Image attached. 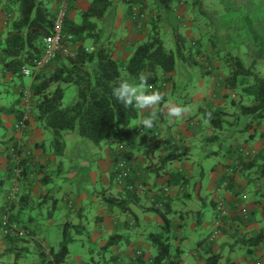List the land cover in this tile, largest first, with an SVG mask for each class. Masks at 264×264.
Here are the masks:
<instances>
[{"label":"crops","instance_id":"obj_1","mask_svg":"<svg viewBox=\"0 0 264 264\" xmlns=\"http://www.w3.org/2000/svg\"><path fill=\"white\" fill-rule=\"evenodd\" d=\"M238 1V3L234 2L232 4L236 3L239 4V6L241 5L244 10H242V12L244 14L247 13V9L249 10L252 6V0ZM53 3L55 7L56 1L54 0ZM261 3L264 6V0H262ZM244 14L243 20L247 19L246 14ZM127 15L128 14H125L126 17ZM10 16L9 10L0 0V36L3 35L6 29L7 18ZM238 16L239 15L235 16L234 14L229 15L226 13V17H224L222 24H224L226 29V41H230L232 34H236V36L239 35L241 37L242 42H246V37H250L251 33L256 32H252L254 26L251 17L248 18L247 22L245 21L241 26H238ZM125 21L127 20L125 19ZM123 23L124 22L121 24L124 28L128 26V30L123 39L114 41L112 39H104L106 44H113L115 49L114 58L120 61L126 60L134 47L143 40L141 34L133 32L131 26L133 24L131 21H127L125 24ZM233 24L236 26L234 27ZM218 26H220V24ZM247 41L250 43V39H247ZM259 42L261 46L255 54H252V50L249 48V58H264V40H259ZM258 52H262V54L259 56ZM221 67L225 68V73H221V75L225 76L227 73V65L223 64ZM3 72H5V70L2 66L0 73L2 74ZM209 73L210 79L207 81L204 79L198 80V89H194L190 95L187 94L188 97L183 103L180 98L183 97L187 87L190 85L189 83H193L192 79L187 80L189 83H182L179 81V83L174 82V84H172L171 82H164L158 87L153 85L147 86L150 90H157L162 93L164 96L163 108L159 112L158 107L160 103H158L155 107L140 109L137 118L138 123L136 125H139V128L145 127L143 121L145 119H151L153 113H155V119L150 128H158L163 137L161 143L165 146L166 142L169 141L182 142L184 146V156L176 160L178 164L175 166L170 167L171 163L168 164L167 170L180 171L188 178L187 186L184 189L178 186L169 187L166 184L167 175L164 172L159 176H154L148 172V159L153 163L155 162L154 158L157 156L158 147H155L153 152H149L147 157L142 147L139 148L137 144L132 147H126V151L120 155L127 160L129 167L134 171L137 177L144 182L147 191L145 195L140 198L139 204H131L126 212L121 210L117 211L114 205H109L107 210L99 212L95 216V224H97V226H95L96 228H94L86 238L89 241L96 242L100 250H102L101 248L106 244L112 234L120 235L119 240L112 247L108 248L105 252L101 251L102 255L104 253L115 255V261L110 260L106 262V260L110 258V255L106 258L104 254L100 257L102 259L101 263L99 260H88L78 262L77 264H91L92 262L94 264H134L135 252L137 250L143 252V259L153 261V257L156 253H151L150 248H156V246L151 241L150 235L159 232L162 220L158 214L146 211L145 208L149 205V198L151 195L156 194L161 187L164 188L166 193L173 199L171 213L169 215L171 226L170 232L167 235L168 240L172 247H177L180 251L179 264H188L185 258H183L185 253L186 255L189 254L184 244L189 240L190 234L197 231V229L203 225L202 209H199L197 204L190 206L186 204L188 200L192 199L204 201V198L200 194L202 190L200 179L204 176L205 169L201 166L200 171L196 172L194 163L197 164L196 161L204 163L213 156H219V159L208 165L210 173L207 191L210 194L212 205V230L207 233L206 236L197 240V247L191 254L197 262L198 259H200L199 256L205 253L206 244L209 243L213 253L220 255L218 264H264V244L262 239L255 245L247 241L253 237H259L261 234L264 235V178L259 177L257 173L254 172V169L245 171L239 170L240 161L243 162L247 160V158L255 155L264 146V119L260 123L256 121L252 127L248 128V126H246V121L249 119V116L240 117L238 119L236 111L232 110L228 112L224 109L228 112V117L232 119L230 122V119H226L227 115L224 117L225 122L223 123V127L226 124L229 130L223 132L221 131L223 129L222 127L221 130L218 129L219 131H216L217 129L204 118V112L226 107L228 99L218 95L219 89L217 90L213 82L215 79L214 76H218L220 73H215L214 75L212 72ZM223 87L225 89L224 92H227L225 85ZM195 102L199 103V107L194 115L186 111L182 113L179 118L169 115V104L186 109L189 103L192 104ZM230 104H232L231 101ZM3 119L5 120V125L8 126L6 119L11 120V117L8 118V116H6V119ZM167 120H170L168 125L171 126L163 124L166 123L165 121ZM239 120L240 125H237L236 123ZM238 131H240L241 134H237ZM43 132V130L37 129L26 133L25 138L35 146L31 152L27 150L20 151L19 158L26 161L27 171H30L31 168L36 169L38 174L34 179H29V176H25L26 178L21 181L19 201L17 205L11 208V211L17 213L20 219L26 220L25 223L29 227L30 232L24 241H20L16 245L10 246L6 244V240H0V264H18L16 260H14V262L5 261V257L11 255L13 252L16 257H26V255H30L34 260L29 264H45L51 257L48 254V250L50 247L54 246L47 244L44 238L41 239L45 231L43 228H45V226L47 227V225L43 227V223L40 220L45 219L44 222L46 224L52 219L57 204V198L54 197V195H56V192L62 191L60 180H63L66 184H70L69 181L72 180V182H76L77 184L76 193L62 192L63 199L67 202V207L74 211V215L79 218L78 223H73L71 221L64 222L63 227L66 225L68 229L70 227L76 228L78 226H83L82 220L86 215L87 208L91 204L98 202L105 207L107 203L104 205V199L110 196L117 197L121 193V187L117 185L116 181L114 180L112 183L110 181V171L113 168V153L110 146H105V148H103L102 156L98 158L93 156L90 157L88 155L90 153L88 146L83 138L74 132H67L64 135L65 152L63 155L55 156L51 148L45 146ZM247 132L249 133L248 135H246ZM13 134L14 130L9 132L7 137ZM20 134L21 133H15L18 139H14L13 137L12 141L9 142V146L13 143L18 145L20 142L19 138H22ZM151 139L153 140L154 138ZM223 141H227L230 144L226 145ZM241 141L252 149V155L243 157V159H239L238 157L239 153L237 147L243 144ZM148 143L151 144L149 141ZM220 143L222 144L219 147L215 148L211 146ZM39 144L40 146H38ZM164 152L165 149H162L159 154L161 155ZM11 156L10 148L0 147L1 206L5 204V188H8L11 183L9 180L11 175L8 169L9 161L13 159ZM194 158H196V160H194ZM234 164L236 169L230 174V187H223V182L226 181L224 180V175L226 173L228 174L230 169L232 170L231 166ZM197 165L199 166V164ZM196 175L200 176V178L194 180ZM56 178L59 179L57 180L59 183L55 182L54 179ZM87 183L93 186L99 183L102 185L101 192L103 193V197L101 196V200L100 196L96 194V190L92 192L85 189L84 185ZM48 199L52 201V209L48 211L45 216L41 211V207ZM220 199H224L223 201L227 207L228 216L226 217L227 219H223V225L217 236L212 237L211 232L214 230L217 217V211L215 209L216 202ZM175 200L181 201V206L178 209L174 207ZM203 203L204 202H202V204ZM240 205L247 209L246 213L241 214L237 211V206ZM153 223L157 225L158 232H152L151 227ZM77 231L79 232V230ZM207 237V240L210 242L205 239ZM203 239H205V241L201 244L200 241H203ZM40 247L42 250L47 251L45 256L39 253ZM54 248L56 249L57 247ZM226 251L229 253L232 252L230 260L228 259L227 261L224 256ZM224 260L226 261L225 263ZM26 261L27 257L25 259V262ZM63 264L66 263L63 262Z\"/></svg>","mask_w":264,"mask_h":264},{"label":"trees","instance_id":"obj_2","mask_svg":"<svg viewBox=\"0 0 264 264\" xmlns=\"http://www.w3.org/2000/svg\"><path fill=\"white\" fill-rule=\"evenodd\" d=\"M53 1L1 0L11 14L7 18L6 29L3 35L0 36V63L5 70L1 74L2 77L9 75L12 77L11 79H19L21 80L20 85L23 86L22 78L25 75L22 73V69L33 66L34 62L42 55V40L52 32L55 12L50 7V3ZM75 1L77 0H72L71 8ZM123 1L127 5L129 14L132 13L134 4L141 5V10L147 2V0ZM174 1L158 0V4L163 10H169ZM110 6H112V0H90L88 7L79 11L80 22L74 21L67 15L63 23V33L66 36V43L71 42L75 45L73 52L67 56L58 55L51 63L52 67L50 66L51 69L49 71L46 69L29 76L31 77V82L28 87L34 97L32 109L34 119L52 133V138L49 142L52 153L55 156L64 154V135L67 132H74L96 145L101 143L108 144L113 153V168L110 171V181L112 183L118 175L115 166L120 154L125 152L126 147H132L137 144L139 148L142 147L147 157L149 152H153L157 145V141L154 143L151 139L154 129L147 128L144 131L142 127L139 128V125H131L132 121L138 118L140 109L132 106L125 107L119 102L112 95L113 86L123 80L122 71L127 72L135 83H140L139 77L141 75L145 76L147 78V86L158 87L164 82H173L175 56L176 54L182 56L183 46L185 47L187 40L184 35L178 34L176 35L178 41L176 51L165 50L163 39L156 25L157 22L155 19H151V27L147 31L145 39L134 47L126 60H117L114 58L115 49L113 44H106L104 39L100 38L97 28L98 22L104 18ZM157 16V19H159L161 13ZM86 40H92L91 48L85 45ZM193 47L192 44L188 45L190 54L188 61L197 64L196 58L191 56ZM199 51L197 47L196 55ZM224 58L225 64L229 67L224 80L225 88L229 91H236L240 95V100L235 101L232 99L231 105L236 107L238 119L249 116L246 126L248 128L252 127L256 121L260 123L264 119V76L255 71L253 66L247 67L238 55L226 53ZM62 84H74L77 87L75 101L67 106L62 104L64 96ZM163 100L158 107L159 112L163 108ZM18 103L19 99H16L9 105H0V129L3 130L0 137V145L5 148H9V142L12 141L13 136H6L7 127L2 116L13 118L14 131L18 132L15 124L22 118L24 112L22 108L18 107ZM227 114L228 112L224 108H216L204 112V118L214 128L221 130L225 122L224 117ZM12 150L19 154L16 143H13ZM183 151L182 142H169L165 145V152L159 155L157 164L148 159V172L154 176H159L164 172L167 175V186H178L184 189L188 184V178L180 171L167 170L168 164L184 156ZM238 157L243 159V156L239 155ZM251 157H249L251 159L247 158L243 162L240 161L239 170L254 169V172L259 177L264 178V146ZM25 162L22 158H19L18 161L10 159L8 164L10 175L16 167H19L21 176L25 178L28 175ZM231 168L232 172L235 171V164ZM229 179H231V175L226 173L224 175V180L228 181L226 188L230 187L231 181L229 182ZM126 181L129 185L134 184L136 181L144 184L134 171L130 173ZM144 195L145 191L140 194L136 188L121 187L119 196H110L104 201L108 205L117 206L121 211L126 212L131 204L138 205L140 198ZM149 200V205L145 210L156 213L161 217V231L163 232V234L153 233L150 235L151 241L157 248L153 257V264H179L180 251L177 247H172L167 236L171 226L169 214L171 213L173 199L161 187L156 194L151 195ZM3 206L1 207L3 208ZM1 211L4 212V208ZM226 217L227 215L223 219H227ZM9 221L14 224L22 223L21 226L25 231L22 236L5 234L4 228L7 225L3 224L0 218V240H6V244L12 246L24 241L30 229L25 223L26 220L20 219L17 213L11 212ZM119 238L120 235L112 234L101 248V251L105 252L112 247ZM205 239L207 240L208 237ZM205 239L200 241L201 244H203ZM261 239L264 244L263 234L247 241L255 245ZM70 240L68 226L64 225L63 239L58 248H49L48 254L51 257L45 264H63L69 253L66 245ZM39 249L41 255L45 256L47 254L46 250H42L41 247ZM205 252L204 264H218L220 255L213 253L209 243L206 244ZM109 257L106 262L115 261V255H110ZM135 261L138 263L143 260L138 258ZM136 262L134 264H137Z\"/></svg>","mask_w":264,"mask_h":264},{"label":"rangeland","instance_id":"obj_3","mask_svg":"<svg viewBox=\"0 0 264 264\" xmlns=\"http://www.w3.org/2000/svg\"><path fill=\"white\" fill-rule=\"evenodd\" d=\"M56 1V0H55ZM90 0H78L75 2L71 8L68 11V15L77 22H80V15L79 11L84 10L87 8ZM248 1V0H246ZM238 3V0H175L172 4L171 9L169 10H163L159 4L158 0H147L146 5L141 8V5L139 4H134L133 5V11L131 14L127 12V5L123 0H112V6L109 7L105 14L104 20H100L98 22L97 28L98 32L100 33V38L103 39H112L114 40H121L123 39L124 35L126 34V31L128 30V26L124 28L122 26L125 24L127 21H131L133 25L132 30L136 34H141L143 39L146 37L147 31L151 27V19H155L157 22V27L160 32V36L163 39V46L165 50H172L176 51L178 47V41H177V36L176 35H184L185 39L187 40L185 43V47L183 46V54L182 56H179L176 54L175 56V71H174V77H173V82L179 83H189L187 82L188 79H192L193 83H189L190 85L187 87L186 92L183 94V97L180 98L181 102L190 95L194 89H198L197 86V81L198 80H205L207 81L209 78V72H212L213 75L216 73L218 76H214V84L217 87L218 95L222 98L228 99V102L226 103V109L228 112H231L232 110L236 111V107L232 106L230 104V101L234 99L235 101L240 100V95L238 92L234 91H229L224 92V80L225 76L221 75L222 72L225 71L224 67H221L223 64L225 65V54L226 53H231L232 55H238L244 62V64L247 67L253 66L255 71H257L261 76H264V58H252L248 57L249 56V48L252 50V54H255L256 51H258V48L261 46L259 40H264V6L261 3L262 0H252V6L248 10L246 17L247 19L243 20V7L239 4H232V3ZM56 6L54 7V3H50V7L54 9V12H56ZM244 11V10H243ZM161 13V17L158 18V14ZM226 13L229 15L234 14L239 15V22H237L238 26L245 21H248V18L251 17V20L253 21V26L252 32L256 31L254 33L250 34V37H246V42H242L241 37L236 34H232L231 40L226 41L227 36H226V29L223 23L224 17H226ZM125 14H128L127 17ZM244 14V15H245ZM125 19L127 21H125ZM225 23V22H224ZM236 23V22H235ZM121 24V25H120ZM220 24V26H218ZM222 24V25H221ZM235 27L236 25L233 24ZM192 34V36H191ZM247 39H250V43L247 41ZM196 41V42H195ZM141 42V41H140ZM196 43V44H195ZM110 44V43H108ZM192 44L194 47L192 48L193 58H196L198 63H193L188 61L190 59V54H189V48L188 45L190 46ZM195 44V45H194ZM85 45L88 48L92 47V40H86ZM69 49H70V54L73 52L74 49V44L69 42L68 43ZM197 47L199 48V53L196 55V49ZM259 56L262 54V52H258ZM189 55V56H188ZM255 61V62H254ZM52 67V66H51ZM49 67L47 71L51 69ZM2 68V64L0 63V70ZM222 68V69H221ZM224 68V69H223ZM227 71L229 70V67L227 66ZM207 73V74H206ZM225 73V72H224ZM122 77L123 80H127L129 83H134V84H139L135 83L132 80V77L125 71H122ZM11 76H1L0 73V105H9L16 99H19L18 107L22 108L24 110L23 114L27 112L28 119L26 123V127L21 130V131H14V134L12 135L14 139H18L15 136V133H21L20 142L17 145L18 152L20 151H33L34 144L29 142V140L26 137V133L28 131H34L37 129L43 130L44 132V140H45V146L47 148L50 147L49 142L52 138V133L49 129L44 128L41 123L37 122L34 117H33V104H34V97L30 92L29 89V83L31 82V77L29 76H24L22 78V83L23 86H21L20 82L21 80L19 79H11ZM224 79V80H223ZM62 87L64 88V96L62 99V104L63 106H67L72 104L77 96V87L74 84L70 85H65L62 84ZM22 91V92H21ZM183 92V91H182ZM22 93V94H21ZM188 94V95H187ZM185 95V96H184ZM224 96V97H223ZM28 107V108H27ZM199 103L195 102L192 104H188L186 108V112L189 114H195L198 110ZM3 118L6 119V116L3 115ZM181 117V116H180ZM9 118V117H8ZM226 119H230L228 115L226 116ZM232 119H230V122ZM14 120L11 118V120L6 119V123L8 126H6V136L9 135V132L13 131V125H14ZM166 123H163L164 125H168L170 123V120L165 121ZM138 123L137 119L133 120L131 125L134 126ZM237 125H240V120L236 123ZM13 129V130H12ZM147 128L142 127V130H146ZM153 130V129H152ZM229 130L228 126L225 124L223 129L221 131L227 132ZM154 134H152V142L157 141L156 147L159 148L158 153L155 156V162L156 164L158 163V157L159 153H161L162 149H165V146L161 143L163 140V137L161 136L158 128L153 130ZM156 131V135H155ZM216 131H219L218 129ZM3 132L2 129H0V137L1 133ZM237 134H241L240 131L237 132ZM249 133L247 132L246 135ZM16 137V138H15ZM86 145L88 146L89 149V156L90 157H100L103 155V148L105 146H109L106 143H101L99 145L94 144L92 141L84 139ZM17 141V140H16ZM171 142V141H169ZM169 142H166L168 144ZM225 141H223L224 143ZM226 145H229V142H225ZM224 143V144H225ZM243 143V141H241ZM37 144V143H36ZM165 144V145H166ZM222 143L218 145H211L212 147H219ZM0 147H2L0 145ZM10 148V153L11 157L18 161L19 160V154L13 152V144L9 146ZM8 148V149H9ZM238 149L243 148L248 150L250 153L252 149L246 145V144H241L240 146L237 147ZM126 151V150H125ZM239 155H241V152L238 150ZM252 153L250 154V156ZM219 159V156H213L211 159L208 161H205L204 163H201L200 161H196L197 164L194 163V169L196 172L200 171L201 166L204 167L205 169V174L203 177H201L200 182L202 186L201 190V196L204 198V201H200L198 199H192L188 200L186 204L188 206L190 205H195L199 206V209H202V219H203V225L200 226L197 231H194L190 234L189 240L184 244L186 247V251L189 253L186 255V253L183 255V258H185L186 262L188 264H204L205 263V258H206V252L203 253L202 256H199L200 259L198 261H195V258L191 254L192 251L197 247V240L199 238H202L206 236L207 233H209L212 230V205H211V198L210 194L207 191V186H208V181H209V173L210 169L208 168V165L212 162L214 163L216 160ZM196 160V158H194ZM178 164V161H173L170 164V167L175 166ZM202 164V165H200ZM37 171L36 169H32L28 171L29 179H34V177L37 176ZM56 177V176H54ZM26 178V177H25ZM23 176H21V173L16 174L14 171L11 174L10 177V183L8 188H5L6 194H5V205L3 208H8L9 214H11V208L14 205H17L19 201V196L21 194L20 191V183L23 181ZM200 176L196 175L194 180L199 179ZM56 183H59V179H54ZM117 185L119 187H123L122 183H119L117 179L115 180ZM69 183L63 182V180H60V186L61 192H56V195L54 197L57 198V204H56V209L55 213L52 217V219L45 224L44 220L41 219L42 221V226H45V231L43 232L41 239L44 238L45 242L47 244H50L54 247L59 246L60 242L63 239V224L66 221H71L73 223H78V217L74 215V211L70 210L67 207V202L66 200L63 199V191H66V193H76L77 192V184L76 182L69 181ZM144 188L143 191L140 192V194H143L144 191H147L146 186L143 184ZM86 190L94 191L96 190V194L103 197V193L101 192V187L102 185L99 183L95 186H93L90 183H87L84 185ZM16 188V192H14ZM105 188V187H103ZM179 190V188H178ZM101 192V193H100ZM11 198L8 199V196ZM107 196V195H105ZM150 201V200H149ZM202 202H204L202 204ZM102 203V202H101ZM106 205V202L105 204ZM181 206V201L175 200L174 202V207L175 209H178ZM109 205L107 204L105 207L103 205L99 204L98 202L91 204L87 208L86 215L84 219L82 220V225L83 226H78L76 228H69L68 229V236L71 238V240L68 242L66 245V249L68 250V256L65 259L66 264H77L78 262L82 261H88V260H94L98 261L101 263L102 257L104 254L106 258L110 255V253H104L102 255V252L100 250L99 245L96 242L89 241L86 237L87 235L94 229L96 228L97 224H95V216L99 212H103L104 210H107ZM1 210L3 209L0 205ZM117 211H120V209L115 206ZM227 208V207H226ZM52 209V201L47 200V202L41 207V211L43 214L46 216L48 211H51ZM173 209V208H172ZM217 210V202H216V208ZM178 211V210H177ZM247 211V210H246ZM264 214V213H263ZM170 215V214H169ZM212 221V222H211ZM18 225L21 229L22 228V223H15ZM20 224V225H19ZM173 228V227H172ZM79 230V232L77 231ZM152 232H158V227L155 223H153L151 227ZM214 230L211 232L213 234ZM159 234H163L161 229L158 232ZM156 233V234H158ZM169 234V233H168ZM217 236V235H216ZM156 246V245H155ZM141 251V250H137ZM151 253H156L157 249L155 247L150 248ZM226 261L232 256V252H225L224 253ZM27 257V261L25 262V259ZM26 257L21 256V257H16L15 253L13 252L11 255H8L5 257V261L7 262H14L16 260L18 264H29L31 261L34 259L31 258L30 255H26ZM224 260V263L226 262ZM135 263V261H134ZM91 264H94L93 262Z\"/></svg>","mask_w":264,"mask_h":264},{"label":"built area","instance_id":"obj_4","mask_svg":"<svg viewBox=\"0 0 264 264\" xmlns=\"http://www.w3.org/2000/svg\"><path fill=\"white\" fill-rule=\"evenodd\" d=\"M72 4V0H56V12L54 14L53 19V26H52V32L48 35H46L43 40V51L42 55L34 62L33 66L31 67H24L22 69V73L25 76H31L32 74L36 72H40L42 70H46L51 66V63L56 59L58 55L67 56L70 55V49L68 44L66 43V36L63 33V23L65 17L68 15V11L70 9V6ZM28 108V107H27ZM28 119L27 112L22 115V118L17 121L15 124V128L18 131L23 130L26 127V122ZM241 152V155L243 157L250 156V152L246 149L240 148L238 149ZM115 169L118 171L117 175V181L119 183L123 184V187L128 189L136 188L138 192L143 191V184L141 182L136 181L134 184L129 185L126 181V178L130 175L132 172L131 168L129 167L127 161L125 158L119 156V160L115 166ZM14 172L16 174L20 173V168L16 167L14 169ZM232 170L230 169L228 171L229 174H231ZM227 185V181L223 182V187ZM16 192V188L14 190ZM12 194L8 196V199H10ZM224 199H220L217 201V217L215 221L214 226V232L212 234V237L216 236L220 232V228L223 225V217L225 215L228 216V211L226 208V205L223 201ZM246 210L243 206H237V211L241 214L246 213ZM0 218L3 224L7 225L6 228H4L5 234L15 235V236H22L25 234L24 229H21L18 225L11 223L9 221V210L8 208H4V212L0 210ZM142 258L143 261L136 262L137 264H153V261L143 259V252L142 251H136L135 252V259Z\"/></svg>","mask_w":264,"mask_h":264},{"label":"clouds","instance_id":"obj_5","mask_svg":"<svg viewBox=\"0 0 264 264\" xmlns=\"http://www.w3.org/2000/svg\"><path fill=\"white\" fill-rule=\"evenodd\" d=\"M140 83H129L127 80H121L113 86L112 95L121 102L125 107L132 106L136 109H147L149 107H155L163 100L162 94L157 90H150L147 87V78L143 75L139 77ZM169 115L179 118L182 113L186 111L185 108L168 105ZM155 119V113L151 119H145L143 125L145 127H152L153 120Z\"/></svg>","mask_w":264,"mask_h":264}]
</instances>
